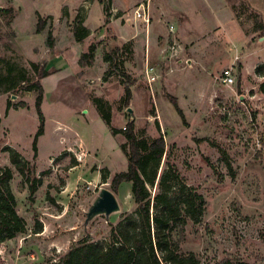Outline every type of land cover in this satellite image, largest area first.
I'll use <instances>...</instances> for the list:
<instances>
[{
    "label": "rangeland",
    "instance_id": "obj_1",
    "mask_svg": "<svg viewBox=\"0 0 264 264\" xmlns=\"http://www.w3.org/2000/svg\"><path fill=\"white\" fill-rule=\"evenodd\" d=\"M142 5L150 24L134 20ZM255 13L264 24V0H0V169L12 172L9 187L27 225L26 234L0 244L2 263L58 262L82 240L109 241L111 226L135 212L125 183L114 193L120 213L85 226L100 189L112 191V178L128 168L125 139L112 134L109 115L115 129L133 118L137 133L163 137L182 180L203 195L202 223L189 222L183 252L199 264H264V28ZM38 14L46 21L41 34ZM75 24L90 32L81 43ZM124 41L114 68L105 56ZM91 45L94 65L81 68ZM33 63L51 74L41 81L45 133L37 152ZM226 68H233L232 86L221 81ZM123 72L134 80L127 109ZM166 95L178 100L185 121ZM10 151L34 169L30 182Z\"/></svg>",
    "mask_w": 264,
    "mask_h": 264
},
{
    "label": "trees",
    "instance_id": "obj_2",
    "mask_svg": "<svg viewBox=\"0 0 264 264\" xmlns=\"http://www.w3.org/2000/svg\"><path fill=\"white\" fill-rule=\"evenodd\" d=\"M109 11L110 7H105L107 16ZM255 20L261 28H264L262 17L257 13ZM45 26L46 21L38 14L36 33L41 34ZM72 31L78 43L83 42L90 35L89 30L81 24H75ZM47 44L50 50H54L53 34L48 36ZM126 47L127 45H124L123 48L115 49L112 54H107L104 61L110 65L115 63L114 68H118L117 64L123 61L120 59L123 56L120 52ZM95 53L96 46L91 45L89 52L81 55L79 66L92 68ZM33 69L37 73V79L32 89L38 94L36 109L40 122L33 143V150L37 152L38 140L45 133V116L42 111L45 91L41 81L51 74L44 65L33 63ZM111 69L113 70L112 67ZM122 75L129 82L123 87L124 96L120 104L127 109L132 101L131 88L134 80L127 73L123 72ZM166 98L185 121L178 100L170 95H166ZM21 106L24 108L25 104ZM105 121L113 135H123L125 143L122 144V150L128 159L127 170L112 178V192H119L123 184L130 183L136 206L135 212L124 214L117 226H111L109 241L93 243L82 240L58 262L49 264H199L196 255L183 252L181 246L189 222L195 225L202 223L206 211L203 195L182 180L176 167L171 163V155L163 137L150 139L144 134L137 133L134 122H128L123 130L115 129L112 127L109 115L105 116ZM10 152L11 162L25 181L30 182V175L34 169L29 168L28 163L21 161L18 153ZM163 159L166 160L167 166L159 176ZM107 179V171H104L102 180L106 182ZM11 180V170L0 169V244L27 233L26 222L16 211L17 202L9 187ZM31 184L30 188L34 193L37 188L32 182ZM149 186L156 187L154 194L149 190ZM35 233H41L39 228H35ZM2 259L0 252V264H5L6 262L2 263ZM221 264H232V262L226 259Z\"/></svg>",
    "mask_w": 264,
    "mask_h": 264
},
{
    "label": "water",
    "instance_id": "obj_3",
    "mask_svg": "<svg viewBox=\"0 0 264 264\" xmlns=\"http://www.w3.org/2000/svg\"><path fill=\"white\" fill-rule=\"evenodd\" d=\"M16 97H13L15 99ZM128 112L132 114L129 108ZM133 118L132 121L133 122ZM121 207L116 195L107 188H101L98 195L95 197L90 208L86 213L85 226L91 224L98 217L109 219L112 215L120 213Z\"/></svg>",
    "mask_w": 264,
    "mask_h": 264
},
{
    "label": "built area",
    "instance_id": "obj_4",
    "mask_svg": "<svg viewBox=\"0 0 264 264\" xmlns=\"http://www.w3.org/2000/svg\"><path fill=\"white\" fill-rule=\"evenodd\" d=\"M134 16L136 19H141L145 23L150 24V20H151L150 13L147 11L145 5H142L137 10H135ZM155 79L156 78L154 76L151 78V80L153 81H155ZM221 81L226 86L234 85L235 77H234L233 68H226L225 70L222 71Z\"/></svg>",
    "mask_w": 264,
    "mask_h": 264
},
{
    "label": "crops",
    "instance_id": "obj_5",
    "mask_svg": "<svg viewBox=\"0 0 264 264\" xmlns=\"http://www.w3.org/2000/svg\"><path fill=\"white\" fill-rule=\"evenodd\" d=\"M134 20H135V21L137 20L136 22H138V21H140L141 19H136V18H134ZM123 43H124L123 45H126L128 42H127V41H124ZM96 56H97V55H96ZM79 60H80V59H79ZM78 63H79V62H78Z\"/></svg>",
    "mask_w": 264,
    "mask_h": 264
}]
</instances>
